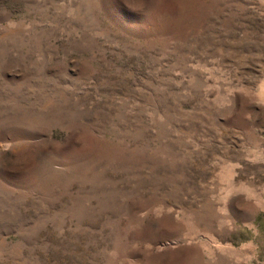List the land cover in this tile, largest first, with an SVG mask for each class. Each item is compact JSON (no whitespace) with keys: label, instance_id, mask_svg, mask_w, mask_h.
Segmentation results:
<instances>
[{"label":"rangeland","instance_id":"1","mask_svg":"<svg viewBox=\"0 0 264 264\" xmlns=\"http://www.w3.org/2000/svg\"><path fill=\"white\" fill-rule=\"evenodd\" d=\"M0 264H264V0H0Z\"/></svg>","mask_w":264,"mask_h":264}]
</instances>
